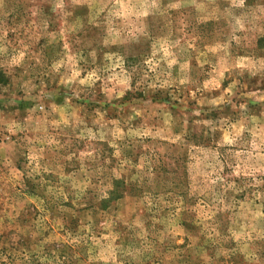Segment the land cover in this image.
<instances>
[{
    "label": "rangeland",
    "instance_id": "1",
    "mask_svg": "<svg viewBox=\"0 0 264 264\" xmlns=\"http://www.w3.org/2000/svg\"><path fill=\"white\" fill-rule=\"evenodd\" d=\"M0 264H264V0H0Z\"/></svg>",
    "mask_w": 264,
    "mask_h": 264
}]
</instances>
